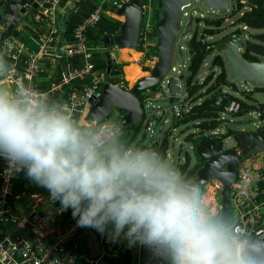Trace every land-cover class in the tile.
Returning a JSON list of instances; mask_svg holds the SVG:
<instances>
[{
  "label": "clouds",
  "instance_id": "1",
  "mask_svg": "<svg viewBox=\"0 0 264 264\" xmlns=\"http://www.w3.org/2000/svg\"><path fill=\"white\" fill-rule=\"evenodd\" d=\"M7 77L0 59V80ZM73 107L23 81L0 83L8 175L24 171L71 209L78 227L123 237L165 264H264V241L214 207L171 161L125 143L113 122H79Z\"/></svg>",
  "mask_w": 264,
  "mask_h": 264
},
{
  "label": "water",
  "instance_id": "2",
  "mask_svg": "<svg viewBox=\"0 0 264 264\" xmlns=\"http://www.w3.org/2000/svg\"><path fill=\"white\" fill-rule=\"evenodd\" d=\"M87 0H76L68 3L63 9V14L58 22L59 36L62 35L63 26L68 22V15L72 14L78 6ZM192 0H156L157 6L152 11V21L154 22L156 44L154 54L157 56L156 62L150 71L141 76L131 87H122L110 82L102 85V88L95 98L89 100L90 107L83 118V123L90 121H105L116 111L121 115L120 128L125 143L140 148L156 150L158 140L147 139L145 135H139L138 131L132 133L133 127L145 120L146 109L138 99V94L149 92L152 88H159L162 81L170 74L174 66L176 48L181 45L187 37L194 32V19L206 18L190 15L187 22L183 25L181 9L191 4ZM204 6L215 14L219 15L218 22L214 26V35L217 36L218 28L224 22V16L229 9L228 0H200ZM44 4V0H0V50L4 41H11L14 33L18 32L23 22L31 20L35 23L46 22L38 17V11ZM146 0H126L114 10V16L121 19L117 32L111 38H105V44L125 49L137 51L139 46V34L141 25L145 19ZM205 26V25H204ZM210 36L209 38L213 37ZM242 34L233 30L223 36L213 46L209 56L220 55L228 70L229 84L209 104L217 109H223L232 99L233 93L239 92V87L248 84L254 86L264 85V59L250 62L246 60L241 49L245 46ZM65 45H57L59 56L65 54ZM107 59V75L112 67V60L109 53L105 55ZM6 66V65H5ZM7 69V66H6ZM3 84L8 85L6 82ZM186 75L171 76L166 83V100L169 105L171 122L176 119V98L185 92ZM182 108V105L181 107ZM170 122V123H171ZM145 123V122H144ZM142 123V126L143 124ZM250 124L248 131H237L229 137L219 141L207 138L199 141L192 146L196 160L201 161L200 167L195 169L190 181L202 189L211 180L216 179L222 185L221 212L230 217L229 192L237 171L244 160H249L264 152V125L256 127ZM145 133V132H144ZM146 134V133H145ZM226 138L236 140V148H224ZM61 204L57 207L47 205L38 212H27L28 222L24 229H15L13 224L0 223V232L15 236L25 234L33 240L35 237L31 232L33 224L44 215H54L62 211ZM96 229L88 228L84 232L88 244V257L95 259L100 256V249L97 240ZM254 239L264 241V232L261 236H253ZM97 264H105L104 259H100ZM142 264H165L153 253L150 258Z\"/></svg>",
  "mask_w": 264,
  "mask_h": 264
},
{
  "label": "built area",
  "instance_id": "3",
  "mask_svg": "<svg viewBox=\"0 0 264 264\" xmlns=\"http://www.w3.org/2000/svg\"><path fill=\"white\" fill-rule=\"evenodd\" d=\"M61 1L44 0V4L40 7L38 16L46 22L48 29L45 34L38 33V48L36 51H30L26 45L14 39L10 42L4 41L2 43L0 59L6 57L8 60V65H6L8 77L0 80V83L6 82L9 87H13L16 82L23 81L26 85L32 86L49 98H55L60 94L66 95V100L62 103H67L70 107L74 106L75 117L79 122L83 123V118L90 107L89 100L98 96L102 88V77L95 70V65L92 61L94 48L88 45L86 32L101 21L104 11L103 6L107 5L116 9L126 0H99L98 6L75 28L73 41L66 47L68 55L79 57L82 63L81 66L73 67L70 62L66 61V71L63 76L58 81L51 82L45 90H39L36 79L40 73L42 61L53 57V45L56 43V36L59 33L58 18ZM184 8L181 9V18L190 16L188 12H184ZM154 32V22L152 21V12H150L148 18L144 19L139 34L140 53L141 55L149 56L147 62L149 65H153L157 60V56L154 54L156 44ZM24 54H27V56L23 61V68L20 70L18 63ZM110 56L111 60H115L114 55L110 54ZM180 74H183L181 69H178L174 64L170 74L159 86L158 92L147 99L145 104L146 123L151 122L153 117V113H148L147 109L150 99L166 98V83L168 79L171 76H179ZM75 82L86 83L84 84V89L80 91L73 87L72 84ZM238 108V103L231 101L219 114L228 116L236 112ZM179 113V111L176 112V115L179 116ZM251 115L257 118L259 124L263 125L264 121L259 119V113L252 112ZM109 121L120 127V119H106L103 122ZM252 124L255 125L254 123ZM148 131L152 132L149 126L146 128V132ZM219 133L221 132L217 128L205 135L211 137ZM7 169L8 163L4 160V166L0 171V223L13 224L16 230L24 229L28 222L27 217H16L10 203L17 173L13 172L8 175ZM263 171L264 152L249 160L242 161L236 178L231 184L228 197L231 212L230 218L245 227L252 237L261 236L264 232V199L260 196V187L264 181ZM202 190L208 196L210 203L221 211L220 191L222 190V185L220 182L213 179L204 185ZM36 199L37 203L41 202L40 198ZM46 202L53 207H57L60 203L58 200H52L50 195L46 198ZM57 214L44 215L33 224L31 230L35 237L33 240L25 234H16L15 236L4 234L0 237V264H76L81 259L88 264H97L100 259H104L105 264H114L111 262L120 257V250L123 248L133 252L135 256L138 253L139 261L137 263L134 261L132 264H141V245L136 244L130 247L128 241L123 237L113 241L109 238L107 232L104 234L99 232L97 234L100 249L99 257L91 259L88 257V253L79 255L72 252L68 247L73 245L87 228L78 227L75 218H72L67 225L61 226L58 222ZM110 230L111 226H109Z\"/></svg>",
  "mask_w": 264,
  "mask_h": 264
},
{
  "label": "trees",
  "instance_id": "4",
  "mask_svg": "<svg viewBox=\"0 0 264 264\" xmlns=\"http://www.w3.org/2000/svg\"><path fill=\"white\" fill-rule=\"evenodd\" d=\"M76 0H62L59 4L61 10L70 2H75ZM153 1V0H152ZM234 9L233 12H241L238 22L239 26L235 29L236 32L242 34L248 32L244 30L243 27L252 30L254 33L249 32L245 40V46L241 49L243 57L250 61H259L264 59V0H246L245 3H241V0H234ZM97 7V5H92L91 0L81 3L77 10L72 14L68 15V22L63 26L62 35L56 36V43L53 45V58L58 59L57 56V44L59 43H68L73 41V32L75 28ZM103 13L101 21L94 27L89 28L86 32V38L88 45L90 47H104L109 48L110 46L105 44V38H111L118 30L120 21L111 16L114 13L113 8L108 7L107 5L103 6ZM109 11V14L106 12ZM63 12L59 15L58 22L62 17ZM202 19H194V32L190 39L186 42V49L188 53V66L186 71V84H185V101L188 103L187 110L181 108L179 110L180 114L176 119L170 123L169 128L164 133L163 137L158 143H156V151L161 153L164 157L167 156L168 149V134L171 129L176 128L177 126L184 125L188 127L192 125L197 133H192L187 136L186 140L193 144L194 146L201 140L211 138L206 133L213 131L217 128H220L225 119H219V113L222 109H217L209 104V102L220 94L224 88L229 84L228 79V70L224 63L223 58L220 55L213 56L211 61V66L219 68V73L214 74L210 72L209 75L205 77L202 82H200L196 76L202 67L204 61L209 56L210 51L213 46L217 43L211 42L208 38L214 35V29L212 27L218 22V20L206 18L204 23L206 27L199 31V25ZM22 28L14 33L13 39L18 40L28 47L30 51H36L38 48V33L34 29L44 28L46 23H35L31 20H26L23 22ZM25 27V29H24ZM44 31V30H43ZM46 33V31L44 32ZM137 52H141L140 47L138 46ZM25 57L27 54H24ZM22 55L21 57H23ZM79 58V57H78ZM26 59V58H25ZM73 59V57L71 58ZM2 60L5 62V65H8V60L6 57H2ZM149 60L148 55H142V58L139 60L138 65L140 66L143 72H149L151 66L145 65ZM75 61V60H73ZM93 63L95 65V70L102 77V85L106 82L113 83L127 89V82L124 81L120 76L123 74V69L128 64L119 61L116 62L112 60V67L109 72V77L106 79L107 75V59L104 54L96 53L93 54ZM75 63V62H74ZM132 71V70H131ZM129 71V73H131ZM86 83L75 82L72 84L77 90H83ZM256 89H261L257 88ZM159 88H152L149 92H143L138 94V99L142 104H145L147 99L153 96L158 92ZM231 101L238 103L239 108L236 112L232 113L236 117L244 116L248 113H259V119L264 121V104L255 103L252 100V96L248 92H242V97L232 96ZM154 120V118H151ZM162 117L155 118L154 121H162ZM133 127L132 133L140 131L142 128V123ZM264 125V123H263ZM226 133H222L215 141H219L225 137H229L233 134V131L229 128H225ZM126 135V134H125ZM123 135V137H126ZM201 162L197 165L191 167L189 159L186 156L183 164L176 165V168L188 179L194 175L195 169L200 167ZM264 173V171H263ZM261 198L264 199V181L261 184ZM11 203V201H10ZM58 222L61 226L67 225L71 222L73 216L71 214V209L62 210L58 212ZM1 234V233H0ZM4 235V234H3ZM69 250L75 252L79 255L88 253V244L86 242V237L84 235L77 238L73 245L68 247ZM120 257L111 262L114 264H132L137 256L133 252H130L128 249L123 248L120 250ZM140 262L151 257L152 252L146 247L142 246L140 251ZM76 264H88L84 260L78 261Z\"/></svg>",
  "mask_w": 264,
  "mask_h": 264
},
{
  "label": "rangeland",
  "instance_id": "5",
  "mask_svg": "<svg viewBox=\"0 0 264 264\" xmlns=\"http://www.w3.org/2000/svg\"><path fill=\"white\" fill-rule=\"evenodd\" d=\"M246 0H241V3H245ZM234 0H228L229 3V9L227 14L224 16V22L220 25V27L218 28V35L217 36H213L211 37L209 40L211 42H215L217 40H219L220 38H222L223 36L229 34L230 32H232L233 30H235L236 28H238L239 26V16L241 15V12H233L234 9ZM157 6V2L156 0H146V4H145V19L148 18L150 12H152ZM184 12H188L190 15L199 17L202 16L203 18H210V19H217L220 18L219 15L215 14L214 12H212L210 9L206 8L204 6V4L199 0H192L190 6L184 8ZM188 20V17L183 16L182 17V24L184 25ZM204 23V21H201L200 25H199V31L201 29H203L204 27H206V25ZM47 29V25L43 28V29ZM212 29H214V27H212ZM244 30H248V32H244L242 33V36L244 38H247V34L249 32L254 33L252 30L247 29L246 27H243ZM46 31V30H44ZM47 32V31H46ZM189 39V37H187L186 39H184L181 48H179V46H177L176 48V55H175V59H174V64L178 69H181L183 74H186L187 71V66H188V53H187V49H186V42ZM129 51V50H128ZM130 52V51H129ZM134 52V51H131ZM141 55V53H139ZM142 58L139 57V60ZM213 57L212 56H208L206 58V60L204 61L202 67L200 68L196 78L202 82V80L205 79V77L207 75L210 74V72H213L214 74L219 73V68L213 67L211 66V61H212ZM139 63V61H138ZM145 65H149V64H145ZM152 65V64H151ZM150 65V66H151ZM133 71V69H130L129 71ZM148 72H145V74ZM229 79V77H228ZM254 87L257 88H261V89H256ZM224 90H226L224 88ZM242 92H248L251 94L252 96V100L255 103H261L264 104V85H260V86H254L251 84H248L246 86L243 87H239V92L238 93H233L234 97H238L241 98L242 97ZM175 107H176V112H178L181 108L183 110H187L188 108V103L185 101V92L183 94H180L176 100H175ZM146 104V103H145ZM144 104V105H145ZM158 106V107H157ZM158 108H161L162 110H166V112L162 113L160 117H162V122L163 121H168V123H164L163 126L162 124H159L156 126V130H155V134L154 137L157 138L159 136V132L160 129L162 128L163 131H166L167 128L169 127V124L171 122V115H170V111H169V105L168 102L165 98H160V99H153L150 101V104L147 106L148 109V113H153V117L154 120L155 118H157L155 116V112H158ZM180 114V113H179ZM119 116V113L114 111L110 117H108L107 119H111L114 120ZM219 119L224 120L225 118V123L222 124V126L219 129V132L222 133H226L225 128H229L234 132L237 131H248L250 124L248 123L249 121L252 123H254L256 125V127H261L262 125L258 123V120L255 116H252L251 113L245 114L244 116H240V117H236L234 115H225L223 116L222 114H219ZM178 117V116H176ZM168 119V120H166ZM153 119L151 120L152 123L156 124L157 121H154ZM142 129V128H141ZM151 129V128H150ZM152 131V130H151ZM146 133V134H145ZM143 132L140 131L139 135H145L147 139H152V135L150 133V131L148 132ZM192 133H197V130L192 126L189 125L188 127H185L184 125H180L177 126L174 129H171L170 133L168 134V152H167V159L169 161H171L173 163V165L176 167V165H180L183 164L185 161L186 156L189 159V163L190 166L193 167L195 166V164H197L196 162V156L194 153V150L192 148V145L190 142H188L186 140L187 136H189ZM224 148H233L235 147L234 142L231 140V138H226L224 141ZM137 263V260H136Z\"/></svg>",
  "mask_w": 264,
  "mask_h": 264
},
{
  "label": "crops",
  "instance_id": "6",
  "mask_svg": "<svg viewBox=\"0 0 264 264\" xmlns=\"http://www.w3.org/2000/svg\"><path fill=\"white\" fill-rule=\"evenodd\" d=\"M91 4L98 6L99 0H91ZM62 12H63V10L59 9V15ZM106 13L109 14V11H107ZM111 16L121 22V19L116 18L114 16V13H112ZM24 29H25V27H24ZM47 29H48V27H47ZM47 29L46 28L45 29L38 28V29H34V30L37 33L45 34L44 33L45 31H43V30L47 31ZM208 39H210V38H208ZM70 43L71 42H68L65 44L63 43L65 45V52H66V47ZM96 53L97 54L101 53L104 55H106V53L112 54L115 56L116 62L122 61V62L128 64L126 67H124L123 74L120 76L121 78L124 79L125 82H127L128 88L131 87L141 76H143L145 74V72H143L141 70L140 66L138 65L139 57H141V55L139 54L140 52H137V51H134V52L130 51L129 52L128 50H125V49H118V48H115L113 46H110L109 48L95 47L94 48V54H96ZM57 56H58V59L50 57V58H46L42 61L41 70H40V73L38 74V77L36 79L39 90H45L51 82H56L63 76V74L66 71V68H65L66 61L70 62L73 67H80L82 64L78 57H76L74 55H68L67 52L63 56H59L58 54H57ZM72 57H73V59H71ZM25 58H26L25 55L20 58V62L18 63V68L20 70L23 68V61L25 60ZM73 60H75V61H73ZM130 69H133V71H131V73H129ZM50 99L53 101L62 103L66 100V95L60 94V95H57L55 98H50ZM151 100H153V98H151L150 101ZM158 112H160V114L155 112V116L157 118H159L163 112L165 113L166 110H162L161 108H158ZM116 119H118V120L120 119V121H121V115L119 114V116ZM166 120H168V119H166ZM168 121H170V120H168ZM168 121H163V122L159 121V122H156V124H154L152 122L146 123V121H145V123L142 126L141 131L146 132V128L149 126V128H151V130H152V133H150L152 135L151 137L154 138L155 140L159 141L163 137V135L166 131H163V129L161 128L160 132H159V136L157 138H155L154 134H155L156 126L159 124H162V126H163V124L168 123ZM167 152H168V150H167ZM3 166H4V159L2 157H0V171L3 168ZM49 195H50V193L48 192V190L46 188L41 187V186L35 184L30 179H28L26 177L24 171L18 172L17 176L15 178V181H14V192H13V196L11 198V205L13 208L14 215L16 217H23V216H26L27 212H38L40 210H43L48 205L46 202V198ZM36 198H40L41 202L37 203ZM35 204H37V206H35ZM87 229H85V230H87ZM85 230L83 231L82 235H84ZM3 234L4 233H1L0 237H2ZM136 255H137L136 260L139 261L138 253Z\"/></svg>",
  "mask_w": 264,
  "mask_h": 264
},
{
  "label": "flooded vegetation",
  "instance_id": "7",
  "mask_svg": "<svg viewBox=\"0 0 264 264\" xmlns=\"http://www.w3.org/2000/svg\"><path fill=\"white\" fill-rule=\"evenodd\" d=\"M39 12V11H38ZM215 20H217V19H215ZM254 88H256V87H254ZM221 134L219 133L218 135H216V136H211V139H213V140H215L217 137H219ZM233 142H234V144H235V147H233V148H236V146H237V142H236V140H233ZM197 162V164L198 163H200L201 161L200 160H196ZM197 164H195V165H197Z\"/></svg>",
  "mask_w": 264,
  "mask_h": 264
}]
</instances>
